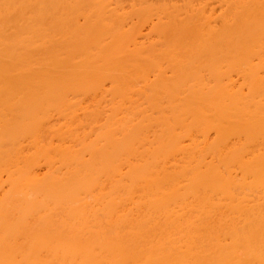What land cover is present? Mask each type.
<instances>
[{
    "label": "bare ground",
    "instance_id": "bare-ground-1",
    "mask_svg": "<svg viewBox=\"0 0 264 264\" xmlns=\"http://www.w3.org/2000/svg\"><path fill=\"white\" fill-rule=\"evenodd\" d=\"M151 1L0 0V264H264V0Z\"/></svg>",
    "mask_w": 264,
    "mask_h": 264
},
{
    "label": "rangeland",
    "instance_id": "rangeland-1",
    "mask_svg": "<svg viewBox=\"0 0 264 264\" xmlns=\"http://www.w3.org/2000/svg\"><path fill=\"white\" fill-rule=\"evenodd\" d=\"M114 1H118L119 3L123 2L122 4H124V2H125V0H124V1H123V0H122V1H121V0H120V1H119V0H114ZM152 1H153V0H152ZM152 1H151V2H152ZM154 1H155V3H157V2H156L157 0H154ZM174 1H176V2L178 1V2H179V0H174ZM181 1H182V0H180V2H181ZM199 1H200V0H199ZM203 1H204V0H203ZM217 1H218V3L221 4V0H216V1H215V0H212V1H211V0H205L204 2H205L207 5H211L210 3H214V4L216 5ZM127 2H128V4H130L129 2H131V0H128V1L125 2V3H126V4H125L126 6H128ZM178 2H177V3H178ZM197 2H198V1H197ZM204 2H203V3H204ZM152 3H154V2H152ZM181 3H182V2H181ZM199 3H200V2H198V4H199ZM218 3H217V6H212V7H211V12L214 14L215 17H217V16L220 14V12H221V11H220V10H221V8H220L221 5L218 6V5H219ZM214 4H213V5H214ZM201 5H202V4H201ZM202 6H203V5H202ZM204 7L207 9L208 12L210 11V10H209V9H210L209 6H204ZM213 7H216V9H212ZM208 8H209V9H208ZM219 8H220V9H219ZM128 9H129V8H128ZM211 12H210V14H212ZM143 28H144V27H143Z\"/></svg>",
    "mask_w": 264,
    "mask_h": 264
}]
</instances>
